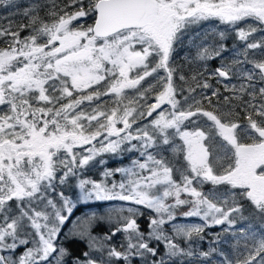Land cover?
<instances>
[{"label":"snow or ice","instance_id":"6c2138e0","mask_svg":"<svg viewBox=\"0 0 264 264\" xmlns=\"http://www.w3.org/2000/svg\"><path fill=\"white\" fill-rule=\"evenodd\" d=\"M0 6V264H264V0Z\"/></svg>","mask_w":264,"mask_h":264},{"label":"trees","instance_id":"16d2710c","mask_svg":"<svg viewBox=\"0 0 264 264\" xmlns=\"http://www.w3.org/2000/svg\"><path fill=\"white\" fill-rule=\"evenodd\" d=\"M16 9L12 8V7H7V6H0V24L3 25H7L9 19L13 20L15 23H20L22 22V17L15 14L16 13ZM82 23L84 21H81ZM87 23H92V19L91 18H87ZM208 27V25H204V28L206 29ZM223 27V26H221ZM27 33H23V35H26ZM226 43L229 45V47H231V45L234 43V41L232 39H229L228 41H226ZM183 50H181V52L179 53V55L177 56V61L178 62H182V57H183ZM226 56L230 55L229 53H225ZM219 61L218 60H214V61H210L209 62V67L210 69H214L215 67H217L219 65ZM212 83L215 85V81H212ZM135 154H128L126 155L122 160L120 159H116V158H110L108 156H105V159L108 160V167H116V166H120L121 164L123 165H127L128 161L130 158H132ZM102 170V168L100 167H96L93 168L91 170V172L89 173V175H91L93 178H98V174L99 172ZM208 187L210 186H206L205 190L208 189ZM96 207L93 205L91 207L89 206H83L81 205L79 207V210L75 211L74 215H73V220L76 217H80L82 214L88 213L89 211H96ZM104 211H107V208L104 209ZM141 223L142 227L146 228V223L144 220H140L139 221ZM183 223L185 224H198L201 223V221L198 218H191L188 220L183 221ZM72 227L71 222L65 227V232H67L69 230V228ZM224 226H215V227H211L208 228L206 230L205 233V240L203 241V246L205 248H207L211 242L213 241L215 235L217 233H220L222 235V239L224 242H222L221 244L218 245V247L223 248L224 251L226 253L231 252V240L230 237H227L223 234L222 232V228ZM108 230V226L107 224H101L99 227H97L95 229L96 233L98 234H103L105 231ZM122 240V236L121 235H117L114 238V243H119ZM62 243H66L67 246L72 250L73 255L75 256H79L83 251L87 250V246H86V242H82V241H61Z\"/></svg>","mask_w":264,"mask_h":264}]
</instances>
